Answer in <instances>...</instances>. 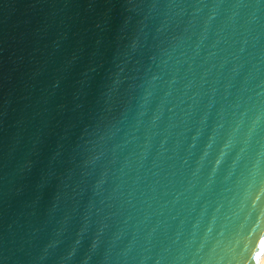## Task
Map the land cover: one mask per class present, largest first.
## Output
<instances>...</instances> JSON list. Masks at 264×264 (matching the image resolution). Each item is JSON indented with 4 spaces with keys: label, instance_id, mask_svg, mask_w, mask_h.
Returning a JSON list of instances; mask_svg holds the SVG:
<instances>
[{
    "label": "water",
    "instance_id": "obj_1",
    "mask_svg": "<svg viewBox=\"0 0 264 264\" xmlns=\"http://www.w3.org/2000/svg\"><path fill=\"white\" fill-rule=\"evenodd\" d=\"M264 0H0V264H260Z\"/></svg>",
    "mask_w": 264,
    "mask_h": 264
},
{
    "label": "bare ground",
    "instance_id": "obj_2",
    "mask_svg": "<svg viewBox=\"0 0 264 264\" xmlns=\"http://www.w3.org/2000/svg\"><path fill=\"white\" fill-rule=\"evenodd\" d=\"M260 264H264V254H263V257H262V260H261Z\"/></svg>",
    "mask_w": 264,
    "mask_h": 264
}]
</instances>
